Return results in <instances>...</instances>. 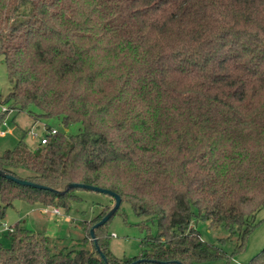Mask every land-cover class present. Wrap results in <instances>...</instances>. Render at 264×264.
I'll list each match as a JSON object with an SVG mask.
<instances>
[{"label": "trees", "instance_id": "obj_1", "mask_svg": "<svg viewBox=\"0 0 264 264\" xmlns=\"http://www.w3.org/2000/svg\"><path fill=\"white\" fill-rule=\"evenodd\" d=\"M0 56L1 104L81 125L33 149L26 131L0 154V170L45 186L0 174V217L16 200L70 213L92 190L78 183L157 224L120 257L108 223L121 206L94 237L112 207L80 220L82 246L59 251L18 221L0 264H212L226 251L195 218L245 246L264 205V0H0Z\"/></svg>", "mask_w": 264, "mask_h": 264}, {"label": "rangeland", "instance_id": "obj_2", "mask_svg": "<svg viewBox=\"0 0 264 264\" xmlns=\"http://www.w3.org/2000/svg\"><path fill=\"white\" fill-rule=\"evenodd\" d=\"M10 89L7 66L3 57L0 56V96H5ZM5 105L8 106L9 103H5ZM2 106L3 104L0 103V114ZM30 109L33 113L19 110L8 112L5 119L6 125L0 123V154L6 149L16 146L26 131V142L32 149L36 148L41 141L40 137H35L29 133L34 126H38L36 129L40 135L46 132L47 126L71 134L80 131L81 125L79 123L65 127L61 119L42 116L40 109L35 106ZM35 114H37V118ZM2 129H6L7 133L2 135ZM27 173L29 172L25 170L20 172L23 176ZM80 193L83 200L74 202L70 213L60 209V214H53L52 207L16 200L14 205L6 210L5 216L0 217V243L10 246L12 242L10 232L5 230L4 223L15 225L20 221L28 228L48 235L54 251L81 247V239L85 232L80 220L91 219L103 208L113 207L115 200L110 195L98 191L83 190ZM144 222L151 225V232H156L157 224L153 223L148 215L136 213L129 202L124 201L122 203L120 210L108 223V229L112 233L111 249L117 256L133 257L141 254V241L146 233V230L142 229ZM193 225L199 229L204 240L214 243L226 251V254L214 260L212 264H259V261L256 263L254 259L259 257L264 249V205L257 211L256 225L248 234L245 246L240 250H237L241 243L239 235H232L224 227L213 226L210 220L199 218L194 219ZM88 247L92 246L89 244Z\"/></svg>", "mask_w": 264, "mask_h": 264}, {"label": "water", "instance_id": "obj_3", "mask_svg": "<svg viewBox=\"0 0 264 264\" xmlns=\"http://www.w3.org/2000/svg\"><path fill=\"white\" fill-rule=\"evenodd\" d=\"M0 174L5 176V177H9V178H12L14 179L16 182L20 183V184H23V185H32V186H35V187H39V188H43L45 187L44 185H41V184H38V183H34V182H31L27 179H22V178H17V177H14L13 175H10L9 173L3 171V170H0ZM75 186H81L83 188H87V189H92L94 191H98V192H102V193H106L110 196H112L114 199H115V204L114 206L112 207V209L98 222L96 223L92 228H91V234L92 236L94 237V230L96 227L100 226V225H103L105 224L110 218L111 216L119 209V207L121 206V203H122V198L121 196L116 193L115 191H112L110 189H107V188H101V187H98V186H95V185H90V184H78V183H71L69 184V187L68 188H71V187H75ZM142 259H138L137 261L133 262L132 264H135L136 262H141Z\"/></svg>", "mask_w": 264, "mask_h": 264}, {"label": "built area", "instance_id": "obj_4", "mask_svg": "<svg viewBox=\"0 0 264 264\" xmlns=\"http://www.w3.org/2000/svg\"><path fill=\"white\" fill-rule=\"evenodd\" d=\"M3 108H2V110L4 111V112H12L13 110H16V109H13V108H10L9 106H7V105H3L2 106ZM6 121H4L3 123L6 125V123H5ZM3 124V125H4ZM36 127H38V126H34L32 129H30V131H29V133L31 134V135H34L35 137H40V141L42 142V143H46L47 142V140H48V138H49V135L50 134H55L56 132H57V129L56 128H50V129H47L46 128V132H44L43 134H41L40 135V133H39V131L36 129ZM7 133V130L6 129H2L1 130V134L2 135H4V134H6ZM54 214H60L61 213V211H60V209L59 208H53V211H52ZM4 228H5V230H8L9 232L11 231H14V226L13 225H8L7 223H4ZM115 235V234H114Z\"/></svg>", "mask_w": 264, "mask_h": 264}, {"label": "crops", "instance_id": "obj_5", "mask_svg": "<svg viewBox=\"0 0 264 264\" xmlns=\"http://www.w3.org/2000/svg\"><path fill=\"white\" fill-rule=\"evenodd\" d=\"M53 213V212H52ZM54 214V213H53Z\"/></svg>", "mask_w": 264, "mask_h": 264}]
</instances>
